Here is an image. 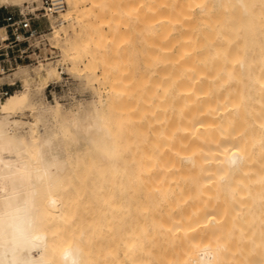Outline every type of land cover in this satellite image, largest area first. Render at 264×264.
Here are the masks:
<instances>
[{"label":"bare ground","instance_id":"bare-ground-1","mask_svg":"<svg viewBox=\"0 0 264 264\" xmlns=\"http://www.w3.org/2000/svg\"><path fill=\"white\" fill-rule=\"evenodd\" d=\"M116 1L65 0L48 19L51 39L79 29L62 51L99 67L103 97L46 103L60 79L46 64L5 76L22 86L0 107V264H154L168 231L183 249L159 264H264V41L244 34L251 1L136 0V81L116 31L130 9ZM95 11L106 32L89 29ZM218 207L243 210L244 252L246 235L238 250L219 237Z\"/></svg>","mask_w":264,"mask_h":264},{"label":"rangeland","instance_id":"rangeland-1","mask_svg":"<svg viewBox=\"0 0 264 264\" xmlns=\"http://www.w3.org/2000/svg\"><path fill=\"white\" fill-rule=\"evenodd\" d=\"M39 1L40 0H19V3H17L16 5L10 4V3H8V4H5V3L0 4V16H4L6 13L21 12V13L25 14V13H29V12L38 10ZM100 1H107V0H100ZM117 1L118 2L120 1V2H123L124 4H127L129 9H130L127 12V18H125V20L127 19L125 21L126 24H124V25L121 24L123 26L117 25V28H116L117 30L116 29L115 30L118 31V29H119L118 26H119L120 27L119 31L120 32L122 31L121 34L123 33L125 35V39H124L125 42L121 39L124 43L123 44L120 43V46L122 44L121 50H123V53H124V49H125V52L129 51L128 53L130 54V59L128 60L129 57L126 58L129 61V62L126 61L128 63V65L126 64V62H124L125 65H127L125 68H126V70H127V67H128V70L130 69L127 72H131L129 74H132V81H136L138 76H139V73L141 71V68H142L141 61H140V53H141V37H140V35L141 34H140V28L138 26V21H137V18H136V11H135V1L136 0H117ZM250 1H251V6H252L251 8L253 10L252 13H251V19H250V23L252 24V26L248 30L244 31V34L246 36L247 35H253L254 36L256 34V36H255L256 40L259 41V42H263L264 41V0H250ZM90 2H91V0H86L85 6L86 7L89 6ZM95 14H96V11L89 18V20H90L89 24H90V22H91V24H93L92 27H89V29L92 30V29H94L95 26L96 27L99 26L100 28L104 29V32H106V30H107L106 29L107 26L105 27L106 24L102 23L100 21V19H98V18H97L98 21H96L97 19H95L96 18ZM96 16H97V14H96ZM235 16H238V14L236 13ZM94 21H96L95 24H94ZM99 21L102 23V25H100ZM116 24H115V26H116ZM65 27L66 28H64V30L59 31V35H58L57 38L51 39L52 35L50 33L47 36L48 38L51 39L50 40L51 46H53L55 48V50H53V52H51L52 50H50L48 48H45V50H43V53L46 54V55H43V58L50 59V60L44 62L43 64L44 65L46 64L47 66H50V67H55L57 69L60 66H62L63 69H62L61 75L59 76L60 79H58L57 81H52L51 84H48L49 87L45 88V90L43 92L44 93L43 94V97H44L43 99H44V101L46 103H48L50 105H55L56 103H58L59 105H63V107H65L66 109H69L70 106H72V105H74V104H76L78 102L88 103V102L94 100L95 99L94 95L96 93L99 94L101 97H103L105 95L106 89H105V86H103L101 84V82L98 80V78L100 76L99 75V72H100L99 67H97L94 70V72L90 74L84 68V64L82 66H78V67L74 66L72 58L69 57V56H66L63 53L61 45H62L63 41L65 40V37L69 36L70 37L69 39H71V38H74L75 36H77L79 34V29H74V28L70 27V25L68 23L65 24ZM85 29H87V30H85ZM85 29L84 30L87 32L88 31V27H85ZM107 33H108V31H107ZM117 38H119V37H117ZM122 41H120V42H122ZM261 46H262L261 44H254V43L250 45V47L253 48V49L260 48ZM128 53H127V56L129 55ZM121 54H122V52H121ZM124 56L127 57L126 55H123V57ZM120 59H122L121 56H120ZM54 61H55V63L49 64L50 62H54ZM56 61H58V62H56ZM22 68L28 69L30 71H34V70L36 71V68H32V69L31 68H27V67H22ZM59 72H61V70H59ZM93 74H96V76H94ZM4 77L5 76L0 77V87H5L7 85H10V84L16 82V86L19 89V91L13 92L12 94H10V96L14 95L15 93L18 94L21 91V86H22L21 82L22 81L19 80V79H13L12 77L11 78L10 77H5L4 78ZM34 78H35V76H33V80L35 81ZM53 84H55V85H54V88L52 89ZM8 98L3 99V100L0 101V107L7 101ZM195 179H197V178H194V177L191 178L192 181H195ZM246 199H248V197ZM245 200L242 202L243 203L242 204L243 207H245ZM247 202L248 201L246 200V203ZM227 210L228 209H226V208L224 210L221 207L217 208V212H216L217 216L219 215V213L221 215H219L218 217H221L223 215L221 217V219L217 218V219L220 220L219 223L217 224L219 226L218 227L219 230L217 229L218 230L217 232L220 233L219 237L225 236L223 238L224 239L226 238V240H228V242H226L228 244L227 245L228 248H226V249L234 248V246H235L236 249L238 250V248L239 249L243 248V242H241V241L245 238L244 235H246V238L244 240H246L247 238L249 239V237L247 235L251 233V231H250L251 229H250V226H248V222L247 221H246V224L244 225L243 222L245 220H243V222L241 221L242 219L240 220V217L242 215L241 211H243V210H240V211L237 210L238 212L236 210H234L235 211V213H234L235 216L229 214L230 212H231V214H233L234 211L232 212V211L229 210L230 212L228 213ZM223 211H224V214H222ZM238 213L239 214L241 213L240 217H238L239 216ZM165 215H167V212L165 210H161V212H158V215L155 218L158 219L159 216L163 217ZM225 215H228V218ZM230 217H231V219H230ZM233 217H234V219H233ZM166 221L169 222V224L167 223L166 226L167 227L171 226L170 225L171 224L170 221L169 220H166ZM172 221L173 220H171V222ZM240 221L242 222V224L244 226L243 227L244 230L241 227V222ZM232 222H233V225H232ZM172 224H174V223H172ZM235 224H236V226H234ZM241 230H242V232H241ZM238 231H240L241 233L238 232ZM170 232L172 233L173 231L170 230ZM168 233H169V231L166 232L165 240H164V237H163V239L158 237L159 240L157 239L156 242H155L156 243V247H155L154 244L152 245L153 247L151 246L152 247L151 250H153V252H155V254L152 253V256H153V254L155 256L158 253L157 254L158 257H157V255H156V258L154 256L151 257V260L154 258L152 260L153 262L155 261L154 264H156V263L159 264L158 263L159 260L161 262V259L163 260L164 258H166V256H165L166 253L165 252H167V254H169L168 256H174L177 253L179 254L180 253L179 251H181L183 249L182 248L180 250V248H179L180 246L176 242L177 240L173 239V236H170V233L167 236ZM234 233H235V235H234ZM240 234H242L243 236L241 235L242 238H240V240H239L238 237H240ZM227 235H230L231 238H230V236H227ZM232 235H234V237ZM166 236L168 237V239H167ZM217 236H218V234L215 237H217ZM227 237L229 239H227ZM261 237H263V235ZM170 238H172V239H170ZM221 238H220V240H221ZM217 239H218V237H217ZM162 240H164V241H162ZM220 240H219V242H220ZM234 240H235V242H234ZM237 240H239V247L237 245L238 243H236ZM159 241H161V242H159ZM166 241H167V243H166ZM225 241H223V242L221 241V242L226 247ZM247 241L248 240L244 241V242H246L245 243L246 246L241 250L242 252H244V249H248V248H246L247 244H248ZM162 242H164V243H162ZM232 242H234V246H233ZM157 243H159V244H157ZM174 244L176 246H178V247H176ZM229 244L232 245L233 247H231V246L229 247ZM248 247H249V249L251 248L250 245ZM162 249H164V250L162 251ZM172 249H174L175 251H173ZM156 250L157 251L159 250V252H162V254L160 255L159 252H156ZM176 250H177V253H176ZM232 251L230 253H232ZM173 253H175V254H173ZM163 254H164V257H162ZM227 256H228V254H227ZM252 256L255 257V255H252ZM157 258H159V259H157ZM167 258H166V260H167ZM230 260H231V258H230Z\"/></svg>","mask_w":264,"mask_h":264},{"label":"built area","instance_id":"built-area-1","mask_svg":"<svg viewBox=\"0 0 264 264\" xmlns=\"http://www.w3.org/2000/svg\"><path fill=\"white\" fill-rule=\"evenodd\" d=\"M65 0H40L38 10L29 13H6L0 16V77L9 76L19 67L35 68L50 60L43 58V50L51 46L48 34L49 17L64 12ZM60 66L57 70H61ZM52 86V89L54 88ZM49 86H47L48 88ZM15 91H19L16 82L0 87V101Z\"/></svg>","mask_w":264,"mask_h":264},{"label":"clouds","instance_id":"clouds-1","mask_svg":"<svg viewBox=\"0 0 264 264\" xmlns=\"http://www.w3.org/2000/svg\"><path fill=\"white\" fill-rule=\"evenodd\" d=\"M70 256H72V254L70 253L69 254ZM72 264H77V262H76V260H75V258L73 257V259H72Z\"/></svg>","mask_w":264,"mask_h":264}]
</instances>
